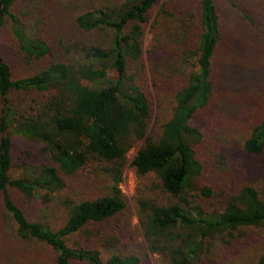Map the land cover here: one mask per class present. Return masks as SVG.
<instances>
[{
    "label": "trees",
    "instance_id": "16d2710c",
    "mask_svg": "<svg viewBox=\"0 0 264 264\" xmlns=\"http://www.w3.org/2000/svg\"><path fill=\"white\" fill-rule=\"evenodd\" d=\"M216 1L174 5L165 0L150 24L153 47L146 65L144 26L159 0L90 7L72 17V27L60 32L54 46L41 30L30 32L25 16L37 8L29 0H0V30L8 26L25 64H42L14 79L11 66L0 57V208L14 225L17 240L50 247L55 264H141L135 254L120 252L114 237L102 244L109 252L105 261L98 244L70 243L81 233L92 242L87 228L126 209L120 187L127 154L140 142L130 165L138 182L136 217L151 252H159L167 264H198L218 248L229 249L244 229L253 228L263 239L253 264H264V197L257 187L242 186L214 212L205 211L194 202L198 194L190 193L205 169L197 147L204 136L191 122L213 96L211 68L221 28ZM156 53L168 75L155 73ZM148 75L155 90L179 82L170 118L152 134ZM13 134L43 143L49 164L11 179ZM242 149L264 153V116L252 126ZM76 177L102 179L108 183L106 192L94 198L65 193L67 181ZM147 177L153 178L149 190ZM10 188L28 198L45 190L55 196L57 207L66 209V221L53 229L28 220ZM156 190L165 203L148 194ZM199 193L209 197L211 190L203 187ZM27 263L35 264L31 259Z\"/></svg>",
    "mask_w": 264,
    "mask_h": 264
},
{
    "label": "rangeland",
    "instance_id": "374dc122",
    "mask_svg": "<svg viewBox=\"0 0 264 264\" xmlns=\"http://www.w3.org/2000/svg\"><path fill=\"white\" fill-rule=\"evenodd\" d=\"M29 1L37 8L32 16H25L27 23L31 25L30 32L37 34L41 30L43 36L53 43L51 46H54L58 42L60 32L72 27V17L89 10L90 7L123 0ZM164 1L159 0L149 23L144 26L143 57L146 58V65L148 52L153 47L150 24ZM167 1L178 5L183 0ZM216 4L221 17V28L211 68L213 96L205 110L199 111L191 122V125L198 128L204 136V143L197 147L205 169L194 184L195 191L192 190L190 193L198 194L194 202L208 212L220 211L228 195L245 185L257 187L264 197V153L246 154L242 149L244 138L248 136L252 126L264 116V0H217ZM88 38H90L88 41L94 44L91 40L93 38L91 36ZM16 45L8 26L1 29L0 57L11 66L14 79L25 77L37 66L42 65L25 64ZM55 54L57 53L54 50ZM154 58L155 73L161 77L168 75L161 55L156 53ZM151 77L148 75L147 89L152 104L149 128L152 134L156 133L159 125L170 118L173 91L179 82L175 79L164 84L160 90H155L150 81ZM140 145L138 142L127 154L125 180L122 184L126 209L104 223L87 228L92 232V242L88 241V236L83 237L84 234L81 233L72 236L70 243L80 242L85 246L98 244L97 248L105 261L109 252L105 251L102 244L114 237L118 250L124 254H135L140 258L141 264H167L159 252L149 250L136 217L135 197L138 182L130 164ZM43 146L41 142L30 141L13 134L11 179L24 177L32 168L49 164L48 155L42 152ZM152 182V177L146 178L148 190ZM107 187L108 183L102 179L86 181L76 177L67 181L65 193H72L77 198H94L105 193ZM203 187L211 190L209 197L199 193ZM9 193L30 221L47 223L51 228L58 229L67 219L66 209L57 207L55 196H48L45 190L29 198L16 189L10 188ZM148 194L158 201L166 202L165 197L157 190ZM13 230L14 225L8 221L0 208V259L3 264H29L27 263L29 259L35 264H55V253L50 247L25 244L14 237ZM94 235L97 237L94 238ZM262 240L260 230L246 228L244 235L234 242L232 247L218 248L215 254L204 255L198 264H209L212 261L222 264H253L260 254Z\"/></svg>",
    "mask_w": 264,
    "mask_h": 264
},
{
    "label": "built area",
    "instance_id": "2783aa9c",
    "mask_svg": "<svg viewBox=\"0 0 264 264\" xmlns=\"http://www.w3.org/2000/svg\"><path fill=\"white\" fill-rule=\"evenodd\" d=\"M120 188H121V190H122V185H121V187H120Z\"/></svg>",
    "mask_w": 264,
    "mask_h": 264
}]
</instances>
